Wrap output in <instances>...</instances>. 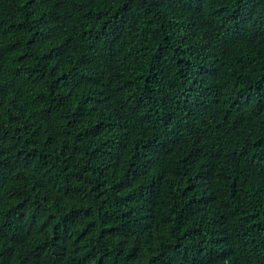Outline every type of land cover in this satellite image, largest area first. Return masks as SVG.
Segmentation results:
<instances>
[{
	"label": "trees",
	"instance_id": "1",
	"mask_svg": "<svg viewBox=\"0 0 264 264\" xmlns=\"http://www.w3.org/2000/svg\"><path fill=\"white\" fill-rule=\"evenodd\" d=\"M0 264H264V0H0Z\"/></svg>",
	"mask_w": 264,
	"mask_h": 264
},
{
	"label": "rangeland",
	"instance_id": "2",
	"mask_svg": "<svg viewBox=\"0 0 264 264\" xmlns=\"http://www.w3.org/2000/svg\"><path fill=\"white\" fill-rule=\"evenodd\" d=\"M90 176V175H89Z\"/></svg>",
	"mask_w": 264,
	"mask_h": 264
}]
</instances>
